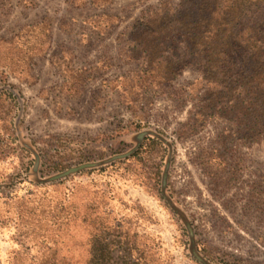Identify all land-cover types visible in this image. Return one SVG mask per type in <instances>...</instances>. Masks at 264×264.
I'll return each instance as SVG.
<instances>
[{
    "label": "rangeland",
    "instance_id": "rangeland-1",
    "mask_svg": "<svg viewBox=\"0 0 264 264\" xmlns=\"http://www.w3.org/2000/svg\"><path fill=\"white\" fill-rule=\"evenodd\" d=\"M179 2L0 0V264H264V131L131 30Z\"/></svg>",
    "mask_w": 264,
    "mask_h": 264
},
{
    "label": "trees",
    "instance_id": "trees-1",
    "mask_svg": "<svg viewBox=\"0 0 264 264\" xmlns=\"http://www.w3.org/2000/svg\"><path fill=\"white\" fill-rule=\"evenodd\" d=\"M142 21L131 27L140 38H184L186 65L221 88L220 114L236 115L239 126L248 117L254 137L264 131V0H180L164 25Z\"/></svg>",
    "mask_w": 264,
    "mask_h": 264
}]
</instances>
